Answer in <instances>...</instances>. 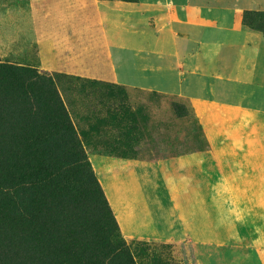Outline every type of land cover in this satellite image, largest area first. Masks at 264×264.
Here are the masks:
<instances>
[{"label": "rangeland", "instance_id": "obj_1", "mask_svg": "<svg viewBox=\"0 0 264 264\" xmlns=\"http://www.w3.org/2000/svg\"><path fill=\"white\" fill-rule=\"evenodd\" d=\"M7 1L0 4L5 7ZM8 17L0 11L1 61L51 75L54 81L0 77V152L7 154L0 170L6 163L71 164L66 158L76 148L66 145L69 132L84 156L75 165L91 173L133 264H264V98L260 90H249L242 99L247 106L238 108L209 101L210 97L223 103L238 101L239 91L227 88L225 81L207 80V86L225 89L196 91L208 98L203 100L162 92L177 91L175 72L138 69L144 73L140 77L159 86L148 90L45 71L30 51L27 58L9 55L14 41ZM244 17L254 27L263 25L260 13L247 11ZM23 22L29 49L26 15ZM145 57L134 48L111 47L116 73L130 81L136 79V67H168L173 60ZM59 73L64 77L55 81ZM178 91L189 92L181 87ZM56 96L69 131L62 128ZM251 106L257 111L249 110ZM46 134L51 138L46 145L30 139ZM21 153L28 156L26 161ZM23 252L31 257L26 263H36V256ZM9 254L11 264L22 263V255H13V248ZM0 264H6L1 256Z\"/></svg>", "mask_w": 264, "mask_h": 264}, {"label": "crops", "instance_id": "obj_2", "mask_svg": "<svg viewBox=\"0 0 264 264\" xmlns=\"http://www.w3.org/2000/svg\"><path fill=\"white\" fill-rule=\"evenodd\" d=\"M7 2L5 7L0 4V11L9 15L8 32L14 41L9 55L27 58L30 51V57L45 71L148 90L159 86L140 77L144 73H138V69L159 74L175 72L177 91L162 92L206 100L196 91L225 89L223 85L207 86V80L212 79L225 81L227 88L239 92L235 104L210 97L211 102L241 108L247 106L242 99L249 90H260L264 98V31L243 20L247 11L264 14V0ZM24 15L30 31L29 49L25 44ZM111 47L134 48L143 60L145 55L171 58L173 64L136 67V79L130 81L116 73L110 61ZM180 87L189 92L180 93ZM249 110L257 111L253 106Z\"/></svg>", "mask_w": 264, "mask_h": 264}, {"label": "trees", "instance_id": "obj_3", "mask_svg": "<svg viewBox=\"0 0 264 264\" xmlns=\"http://www.w3.org/2000/svg\"><path fill=\"white\" fill-rule=\"evenodd\" d=\"M262 24L261 28L248 25L264 31V19ZM54 76L55 81L64 77L60 73ZM0 77H36L42 82L52 79L51 75L47 77L1 59ZM56 104L62 114V128L69 131L63 104L57 96ZM67 133L66 145L76 148V153H69L66 158L71 164L6 163V168L0 170V256L11 264L7 258L13 248V255H22L24 264L31 257L23 250L36 256L34 264H133L91 173L85 166L75 165L84 156L73 134ZM30 139L46 145L51 138L46 134ZM5 155L0 152V162H5ZM21 158L26 161L28 156L21 153ZM10 159L8 155L7 160Z\"/></svg>", "mask_w": 264, "mask_h": 264}]
</instances>
